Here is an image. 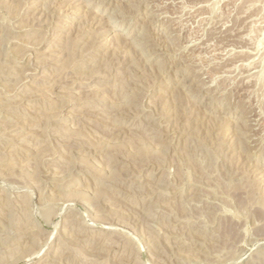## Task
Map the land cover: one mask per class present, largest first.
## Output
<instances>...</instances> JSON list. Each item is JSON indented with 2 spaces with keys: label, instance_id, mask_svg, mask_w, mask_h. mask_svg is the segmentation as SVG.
Listing matches in <instances>:
<instances>
[{
  "label": "rangeland",
  "instance_id": "1",
  "mask_svg": "<svg viewBox=\"0 0 264 264\" xmlns=\"http://www.w3.org/2000/svg\"><path fill=\"white\" fill-rule=\"evenodd\" d=\"M0 264H264V0H0Z\"/></svg>",
  "mask_w": 264,
  "mask_h": 264
}]
</instances>
